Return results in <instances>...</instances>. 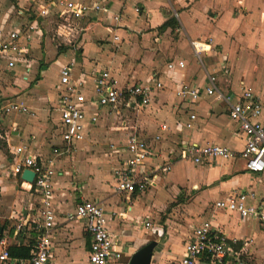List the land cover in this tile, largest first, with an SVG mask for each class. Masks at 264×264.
Masks as SVG:
<instances>
[{
	"label": "crops",
	"instance_id": "crops-1",
	"mask_svg": "<svg viewBox=\"0 0 264 264\" xmlns=\"http://www.w3.org/2000/svg\"><path fill=\"white\" fill-rule=\"evenodd\" d=\"M121 1H109L113 6L112 11L119 9ZM126 1L128 8L124 17L115 25L114 34L119 37L118 40H113L112 34L107 30L108 26L113 25L111 13H91L89 17L81 19L91 20L86 32H93L95 36L92 39L101 46L109 44V51L102 49L96 56L89 57L84 54L83 38L80 48L74 47L66 52H59L56 47L46 50L45 33L43 37L34 34L30 48V71L20 69L17 72H0V101L20 97L36 112L35 116L11 113L0 119L1 236L7 234L10 245H27L33 241V237L17 235L14 229V219L18 213L36 208L37 204L29 199L22 202V191H29L21 185L20 178L12 174L16 161L12 151L21 142H28L32 151L44 158L51 154L52 146L61 144L58 134V80L53 85V91L40 87L45 65L53 56L54 61L59 60V66L75 61L76 70H84L90 76L98 69L108 68L121 87L151 81L153 78L159 79L164 87L154 91L147 107L138 110L124 109L120 116H102L95 125L88 127L86 137L69 154L57 157L58 173L54 177L53 198L57 217L51 231L54 242L50 264H86L90 238L83 222L68 220L66 217L73 212L75 203L82 199L96 201L107 211L126 209L125 217L113 216L109 220L110 229L117 235L119 247L123 250L122 258L117 264H127L132 253L151 240H155L156 245L150 264H179L184 244L191 238L197 220L203 218L209 220L227 238L234 240L236 249H241L251 264H264V223L257 218H241L235 212L214 207L217 199L224 198L233 191L253 190L256 194L255 201L264 200V172L248 170L244 160L240 158L204 160L199 164L175 159L182 141L214 142L237 150L235 144L240 140L242 147L243 136L237 122L229 117L227 105L215 96L203 95L197 104L192 105L180 100L174 93V83L182 78L203 87L206 70L217 73L220 79L226 77L233 90H238L240 85L251 88L264 106V86L261 85L260 94L257 93L244 76L236 73L233 66L234 58L242 50H256L264 56V0ZM16 3L21 5L22 1L16 0ZM135 3H139L141 7L138 13L132 8ZM13 8L12 4L3 13L5 6L0 4V26L8 28L16 25L20 19H25L27 14L20 17L17 13L20 8L12 17ZM79 21L75 22L74 30H77ZM168 21L173 22V25L162 27ZM99 29H103L106 35L103 36ZM56 38L61 39L60 36ZM62 38L69 41L67 34ZM194 39L212 40L213 48L202 55L203 66L191 58L190 40ZM176 59H184L186 67L168 70L166 64ZM189 112H194L196 118L191 129H184L182 124ZM131 113L151 114L147 127H140L133 121L130 125L127 118ZM123 116L127 117L123 119ZM110 118H119L120 124L112 129L120 131L122 137L111 140L109 145L120 144L130 134L136 133L148 139L154 148L155 156L148 161L150 166L171 164L169 171L158 172L154 185H149L143 193L132 197L136 205L134 207L133 204L130 209L124 198L113 194L112 170L124 157L116 148L110 146L103 154L105 158L102 161L105 167L106 161L112 165L111 173L108 174L109 180H112L111 188H106L102 180L104 173L101 171L104 168L101 166L102 169L98 172L96 164L90 163L92 159L88 158L86 163L74 165H67L63 159H68L69 156L73 158L75 152L79 158L83 156L90 139ZM262 120L264 121V110ZM160 123H165L168 128L160 129ZM156 135L159 136L158 139H155ZM183 161L194 165L193 179L189 175L172 174L175 166ZM11 177L16 178L15 182ZM166 185L170 186V190L178 192L179 196L185 194L187 200L184 205L197 221L190 223L189 231L185 229V225L170 226L168 218L160 224L156 221L158 214L154 208L161 205L163 196H166ZM184 217L190 221L193 219L188 214H184ZM133 218L149 220L151 226L146 228L133 225Z\"/></svg>",
	"mask_w": 264,
	"mask_h": 264
},
{
	"label": "built area",
	"instance_id": "built-area-1",
	"mask_svg": "<svg viewBox=\"0 0 264 264\" xmlns=\"http://www.w3.org/2000/svg\"><path fill=\"white\" fill-rule=\"evenodd\" d=\"M109 1L29 0L26 12L22 7L17 10L20 17L24 14L28 17L25 16V19H20L16 25L8 28L0 26V72H17L20 69L30 71L31 41L34 34L43 37L46 21H55L56 35L60 36L71 33L75 22L89 17L91 13L108 12L111 13L113 25L108 26L107 30L113 40H118L119 37L114 34L115 25L123 19L128 3L122 0L119 9L112 11L113 6ZM132 8L137 13L141 10L139 3H135ZM190 44L191 58L203 66L202 55L213 48L212 40L194 39L190 40ZM74 62H65L58 69V134L61 144L52 146L51 154L44 158L35 154L28 142H21L12 151L16 159L12 174L20 178L26 168L34 172L32 182L20 180L21 185L37 197V207L29 208L25 213L19 212L14 219L17 235L33 237V241L27 244L28 254L12 256L8 236L4 234L0 237V264H50L54 242L51 231L57 217L53 207L57 157L69 154L86 137L88 127L95 125L102 116H120L124 109L147 107L154 91L164 87L157 78L121 87L108 68L98 69L90 76L84 70H76ZM166 67L168 70L176 67L184 69L186 62L184 59L171 60ZM205 78L203 87L191 84L185 78L176 81L175 96L192 105L197 104L203 95L215 96L223 101L228 107L229 117L238 124L243 145L241 149L233 150L214 142L182 141L175 159L199 164L204 160L240 158L248 170L264 172V106L261 99L245 85L233 90L228 79H220L217 73L205 70ZM11 113L36 114L20 97L0 101V119ZM195 118V113L189 112L182 124L183 128L191 129ZM159 127L162 130L168 128L165 123H160ZM158 138L156 135L155 139ZM110 146L124 155L112 172L113 194L124 198L130 209L134 203L132 197L143 193L149 185H154L158 172L169 171L171 164L150 166L148 161L155 156L154 148L148 139L136 133L130 134L124 142ZM255 196L253 190L233 191L217 199L214 207L235 212L241 218H257L264 223V200L255 201ZM113 216L125 217L126 209L107 211L100 203L88 199L76 202L73 212L67 214L68 220L83 222L90 238L86 264H117L122 258L123 250L119 247L118 237L109 226ZM133 219V225L151 226L149 220ZM234 244V240L227 238L209 220L200 219L193 227L191 238L184 244L179 264H251L244 252L236 249Z\"/></svg>",
	"mask_w": 264,
	"mask_h": 264
},
{
	"label": "rangeland",
	"instance_id": "rangeland-1",
	"mask_svg": "<svg viewBox=\"0 0 264 264\" xmlns=\"http://www.w3.org/2000/svg\"><path fill=\"white\" fill-rule=\"evenodd\" d=\"M21 1H22L21 5H17V3L15 4L16 0H0V4L2 5V7L5 6L3 13L4 11H6L7 7L11 6L12 4L14 6L12 17L15 16L14 14L15 11L18 8H21V6H23L22 8L24 11H25V8H29V3H28L29 0H21ZM90 23H91V20H87V19L82 20V21L80 20L77 25V30H73L71 31V33L67 34L68 39H69L68 41L67 39L62 38L64 35H60L61 39L57 40L56 36H59V35H56L58 31L57 30L55 31V28H56L55 21L54 20L46 21V24H45L46 32H45V39H44L46 50L48 48L53 49L56 47V49H58L59 52H66L69 49H73L74 47L80 48V46H82L81 41L83 38V41H85V44H84V54L85 55H88L89 57H94L102 49L109 51L110 50L109 44L104 45L105 47L101 46L94 39H92L95 36V34H92L93 32H86V28ZM99 30H100L99 32L102 33L103 36L106 35L103 29L102 30L99 29ZM61 34H63V32ZM234 59L235 60L233 61V66H234L236 73L244 76L245 80H247V82L250 83L254 87L255 91L259 93L261 90V88L259 87L261 85L264 86V56H261L256 50L249 49L248 51L242 50L239 53V55L235 57ZM58 67H59V60L54 61V57L52 56L50 58V61L45 65L44 78L40 83L41 88H44L47 90L50 89L53 91V85L58 80V73H57ZM2 85L4 86L3 83ZM150 115H148L147 113H131L128 115L127 120L129 121L130 125H132V121H133V122L138 123L140 127L146 128L148 125V118ZM126 117L127 116H123V119H125ZM119 124H120L119 118L118 119L110 118L107 121V123L104 126H102L93 135L92 139H90V142H88L87 144L88 146L84 148L83 156L79 158L77 155V152H75V155L73 158L70 156L68 159L63 158L64 160H66L67 165L69 164L74 165L75 163H81V162L86 163L87 161H89L88 158L92 159L90 160V163L92 162L93 164H96L97 166L96 170L98 172L102 169V167L104 168V170L101 171L104 173L103 175L104 179L102 178V180L104 181L106 188L110 187V182L112 180L111 178H110L111 181L109 180L108 174L111 173L112 165L111 163H108L106 161V167H105L103 166L104 162L102 163V161L105 158L103 157V154L108 151L111 140H117L122 137L121 134H119L120 131L115 132L112 129V127L118 126ZM52 131L53 133H55V128H53ZM240 145H241V141L238 140L235 144V146L237 147V150H239L238 148H241ZM238 161H242V160H238ZM193 166L191 165V163L183 161L181 163H178L177 166H175L172 174L173 175L175 174L176 176L189 175L190 179H193L192 177L195 175ZM11 178H12V181L15 182L16 178H13V177ZM22 192H23L22 193L23 203H24V200L29 199L33 202V204H36L37 197L35 195L30 196L29 192H26V191H22ZM164 192H166V196H163L161 200L162 201L161 205L154 208L158 214L157 215L158 218H156V221L160 224L164 222L166 218H168V223L170 226H172L173 224L177 226L185 225V229L189 231L190 223L192 222L195 223L196 220H194L193 218V213L188 212L186 209V205H184L185 201L187 200L185 194L179 196L178 192L170 190V186L168 185L164 187ZM133 204L135 207L136 205L135 201ZM184 214L185 215L188 214L189 216H192L193 218L192 221L187 220V218L184 217Z\"/></svg>",
	"mask_w": 264,
	"mask_h": 264
},
{
	"label": "water",
	"instance_id": "water-1",
	"mask_svg": "<svg viewBox=\"0 0 264 264\" xmlns=\"http://www.w3.org/2000/svg\"><path fill=\"white\" fill-rule=\"evenodd\" d=\"M33 177L34 172L28 168L24 169L20 174V178L22 180L29 182L33 181ZM155 245V240H151L145 243L143 246L132 253L127 264H150Z\"/></svg>",
	"mask_w": 264,
	"mask_h": 264
},
{
	"label": "trees",
	"instance_id": "trees-1",
	"mask_svg": "<svg viewBox=\"0 0 264 264\" xmlns=\"http://www.w3.org/2000/svg\"><path fill=\"white\" fill-rule=\"evenodd\" d=\"M168 25H173V22L172 23L170 21L165 22L162 27H166ZM0 237H1V232H0ZM9 252L12 256H26L29 252V246L12 244L9 246Z\"/></svg>",
	"mask_w": 264,
	"mask_h": 264
}]
</instances>
